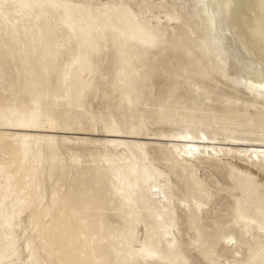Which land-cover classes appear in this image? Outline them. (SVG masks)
Here are the masks:
<instances>
[{"label":"rangeland","instance_id":"374dc122","mask_svg":"<svg viewBox=\"0 0 264 264\" xmlns=\"http://www.w3.org/2000/svg\"><path fill=\"white\" fill-rule=\"evenodd\" d=\"M56 1L61 7L46 10L32 0L25 3L4 0L8 7L0 9V79L3 81L0 84V149L6 148V142L10 143L9 155L0 160L9 172L8 187L1 184L0 196L9 201L13 198L10 192L16 193L23 205L29 206L27 211L37 208L46 215L43 233H38L39 240L52 242L63 264H120L121 256H135L132 244L138 238L133 228V204L126 192V183L134 179L133 174L123 180L121 173L129 174L131 165L135 170L146 173L143 159L135 151L137 159H132L123 168L105 165L119 162L116 152L104 146V141L112 137L103 135L106 132L101 130L84 131L85 127L79 123V120H84L87 124V114L102 113L106 121H110L112 116L116 119L121 116L128 123L135 125L138 122L137 127L140 126L139 115L123 112L117 105L104 101L108 99L106 81L115 70H120L122 85L130 92L133 101L137 100L151 110L143 127L158 135L124 134L120 139L127 144L145 141L147 151L153 150L150 145L164 140L161 134H185L187 131L194 136L217 137L220 141L228 138L247 145H264V110L255 105L262 97L253 93L250 97L254 99L253 103L242 99L234 103L230 100L234 93L207 75L205 58L201 57L196 44L203 35L205 38L201 43L208 42L214 49L218 43L208 31L188 26V31H184L182 36L177 27L169 26L164 31L159 21L153 23L140 16L141 26L135 24L134 33L128 28L129 22L125 27L121 22L116 23L118 30L113 32L108 42L103 43V50L93 59L95 88L90 99L76 102L79 88L75 85L78 79L74 80L73 75L79 70L85 54L89 53L85 51L84 43L76 39L61 45L67 53L57 58L54 53L46 54L42 50L45 45L47 51H53L56 43H63L61 39H54L47 27L43 26L40 33L37 29L32 32L20 29L17 33L11 30L13 25L26 24L34 14L60 27L66 21H72L76 27L80 25L81 17L92 22L90 16L98 20L105 17L109 24L110 19L106 18L108 13L104 9L107 0H70L68 4L64 0ZM64 5L80 7H70L71 13L66 16ZM143 31L149 38L143 37ZM64 79L73 81L67 91ZM223 100L226 101L223 103ZM225 103L233 107L240 105L241 112H231ZM256 110L260 113L254 114ZM49 119L55 123L51 125ZM81 137L92 141L99 139L103 146L90 149L88 144L79 142ZM158 162L163 164L165 161L161 159ZM225 165L206 162L201 169L199 176L203 188L212 191L210 200L202 197L201 190L197 188L193 190L200 192L198 195L185 189L182 186L184 179L179 177H176V184L184 190L171 188L166 191L171 208L178 199L191 203L194 197H201L208 206L203 223L189 215L186 223L174 226L183 246L175 255L164 254L168 264H184V261L211 264L213 260L217 264H234L241 258L252 260L253 264H264V246L258 249L243 244V237L235 231L233 235L240 245L236 252H240L241 257L238 258L234 250L227 251L222 246L224 237L231 231L225 222L229 220L234 224L239 218L237 207L240 216H250L240 209L246 194L233 188L235 165L229 162ZM155 218L159 220L161 216L153 214L151 217L153 229L149 233L153 235L150 241L162 234L158 232L160 224L154 222ZM217 224L224 227L217 230ZM18 226L15 225L18 238L24 244L34 233L33 226L23 221ZM197 229L205 242L211 240L214 243L207 257L189 246L197 238ZM145 240L146 236L142 241ZM247 241L264 244V239L255 233ZM217 256H222L224 261ZM30 262L25 249L14 263Z\"/></svg>","mask_w":264,"mask_h":264},{"label":"bare ground","instance_id":"6f19581e","mask_svg":"<svg viewBox=\"0 0 264 264\" xmlns=\"http://www.w3.org/2000/svg\"><path fill=\"white\" fill-rule=\"evenodd\" d=\"M21 1L25 3L27 0ZM32 1L46 10L49 5L57 4L56 0ZM106 2L104 9L108 13L106 18L110 19L109 24L106 23L105 17L103 20H98L97 17L90 16L89 19L92 22L81 17L79 18L81 23L76 27L72 21H66L60 27L57 23L39 14H34L26 24L22 22L20 25H13L11 30L17 33L20 29L23 32H32L33 29H37L40 33L43 26L47 27L51 36L54 39H61L63 43H56L53 51H47L45 45L42 50L46 54L54 53L57 58H61L67 53L65 48H61V45L76 39L84 43L85 51L89 53L85 54L79 70L75 71L73 75L74 80L78 79L75 81L78 82L75 85L79 88L76 102L82 103L90 99L95 88L96 73L93 59L103 50V45H105L103 43L108 42L107 40L113 36V32L118 30L116 23L121 22L125 27V23L129 22L128 28L134 33L136 32L135 24L141 26L138 17L143 16L153 23L159 21L158 24L164 27V31L168 30L169 26L177 27L182 36L184 31H188V26L211 33L218 43L214 49L210 48L208 42L201 43L205 38L203 35L199 38L201 41L198 40L196 44L201 57L205 58L204 69L207 71V75L234 93L233 99H230L234 103L240 99L243 102H252L254 99H250L251 94L260 95L262 100L256 101L255 105L264 110V0H107ZM64 3L68 4L70 0H64ZM69 10L70 7L63 9L66 16L71 13ZM135 18L136 20H134ZM142 34L144 38H149L145 31ZM4 70L9 74L6 68ZM119 71L116 69L114 75L106 81L108 99L104 101L117 105L118 109L123 112L128 111L139 115L140 126L137 127L138 122L135 125L128 123L121 116H118L117 119L112 116L110 121H106L102 113L94 116L87 114L85 116L87 124L84 120H79V123L85 127L84 131L101 130L102 133L106 132L103 135L112 137L104 141V146L107 150L116 152L119 162L106 163L105 165H118L117 168H123L132 159H137L135 151L139 152L143 159V170L146 173L135 170L132 165L129 174H126L125 171L121 173L123 180H127L132 174L133 178L137 179L126 183V192L133 204L131 208V213L135 217L133 228L138 238L132 244V247L135 248V256H121L120 264H168L164 259V254L175 255L183 246L174 232V226L186 223V218L189 215H194L197 220L203 223L207 218L204 214L208 206L201 197H194L191 203L178 199L171 208V205L168 204L166 191L171 188L181 189L178 183L176 184V177L184 179L182 186L185 189L193 192L196 191L193 190L194 188L202 190L204 184L199 175L206 162H214L216 165L224 167L227 162L234 164L233 188L246 194L240 203V209L250 216H242L243 219L237 218L234 224H231L229 220L225 222L231 231L224 237L222 246L227 251L234 250L237 253L236 248L240 245L233 235L235 231L240 237H243V244L261 249L264 246L263 242L247 241V238L252 237V233H255L264 239V232L261 231V224L264 223V187H262L264 186V156L259 155L264 152V145H247L228 138L220 141L217 137L209 138L204 134L194 136L189 131L185 134L181 132L161 134L164 140L150 145L152 151L146 150L148 144L145 141H132L131 144H127L120 139L124 134H149L155 137L158 135L149 128L143 127L151 110L141 102L133 101L130 92L122 85L123 78ZM10 80L14 82L12 75H10ZM72 82L71 79H64L63 85L66 91L69 90V85ZM0 84H3L1 79ZM4 91H7L6 87H4ZM225 101L223 100V103ZM80 106L82 107V105ZM225 106L231 112H241L240 105L233 107L225 103ZM259 113L260 111L256 110L254 114ZM48 122L51 125L55 123L52 119H49ZM182 137H191V139ZM50 139L52 140V138ZM80 139L79 142L88 144L90 149H98L103 146L99 139L93 141L83 137ZM9 145L10 143L6 142V148L0 149L1 161L9 155ZM161 159L165 161L163 164L158 162ZM8 174L7 168L0 162V186L4 183L8 187V184L6 185ZM144 188H146L145 191ZM10 193L13 198L9 201L0 196V258L4 260V264H15L14 262L25 249L28 250L30 261L33 264H63L57 249L53 248L52 242L50 243L44 238V242L39 240L38 233L39 235L43 233L42 228L46 215L40 210H36L37 208L27 211L29 206L23 205L16 193ZM199 193L195 192L196 195ZM194 200L202 201L206 206L197 210L193 203ZM143 209L145 210L143 211ZM153 214L161 216L159 220L155 218L154 222L160 224L158 232H162V234L150 241V237L153 235L149 233L153 229L151 222ZM16 220L20 221L16 223ZM22 221L31 223L32 230H34V233L29 235L24 244L18 238L17 230L19 222ZM144 235L147 240L142 241ZM228 237H232L236 243H227ZM190 245L191 243H189ZM217 258L224 261L222 256H217Z\"/></svg>","mask_w":264,"mask_h":264},{"label":"snow or ice","instance_id":"6c2138e0","mask_svg":"<svg viewBox=\"0 0 264 264\" xmlns=\"http://www.w3.org/2000/svg\"><path fill=\"white\" fill-rule=\"evenodd\" d=\"M6 7H8V5H6L4 3V0H0V9L6 8ZM49 7L59 8V7H61V5L52 4V5H49ZM63 7L68 8V7H80V6H78V5H75V6L64 5ZM28 126H33V125H28ZM182 138L191 139V137H182ZM259 155L264 156V152L259 153ZM262 187H264V186H262ZM201 196L206 197L207 199L210 200L212 198V191L207 189V188H202ZM193 203L195 204L197 210L206 206L202 201L194 200ZM189 210L191 211V209H189ZM236 212H237V216L240 219H243V217L240 216L239 207H237ZM223 227H224V225H222V224H217V226H216L217 230H219ZM261 231L264 232V223L261 224ZM226 242L229 244H235L236 243V241L232 237H228ZM191 246L197 250L202 251L207 257L210 254L211 249L214 247V243L211 240H209L208 242H205L201 232L197 229V238L192 241ZM237 256H241V253L237 252ZM0 264H4V260L2 258H0ZM30 264H31V262H30ZM184 264H189V262L184 261ZM211 264H217V262L213 260L211 262ZM230 264H232V262H230ZM234 264H253V261L252 260L245 261L241 258V259L235 261Z\"/></svg>","mask_w":264,"mask_h":264}]
</instances>
